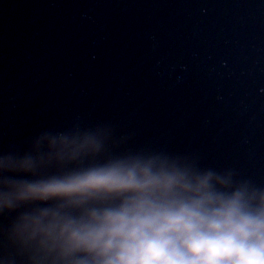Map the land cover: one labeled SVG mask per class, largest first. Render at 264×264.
Instances as JSON below:
<instances>
[{"label":"water","instance_id":"water-1","mask_svg":"<svg viewBox=\"0 0 264 264\" xmlns=\"http://www.w3.org/2000/svg\"><path fill=\"white\" fill-rule=\"evenodd\" d=\"M0 264H264V0H0Z\"/></svg>","mask_w":264,"mask_h":264}]
</instances>
